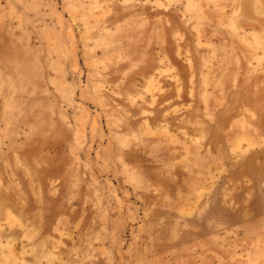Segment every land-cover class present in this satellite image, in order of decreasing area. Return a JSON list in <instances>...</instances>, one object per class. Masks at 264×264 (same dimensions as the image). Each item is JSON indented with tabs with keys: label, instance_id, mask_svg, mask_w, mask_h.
I'll return each instance as SVG.
<instances>
[{
	"label": "rangeland",
	"instance_id": "374dc122",
	"mask_svg": "<svg viewBox=\"0 0 264 264\" xmlns=\"http://www.w3.org/2000/svg\"><path fill=\"white\" fill-rule=\"evenodd\" d=\"M0 264H264V0H0Z\"/></svg>",
	"mask_w": 264,
	"mask_h": 264
}]
</instances>
